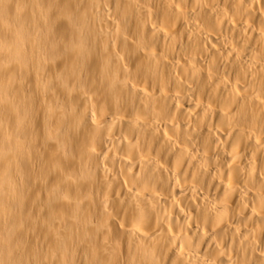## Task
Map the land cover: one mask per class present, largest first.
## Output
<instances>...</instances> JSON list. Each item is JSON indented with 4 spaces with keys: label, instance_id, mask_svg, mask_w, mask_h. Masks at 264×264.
Instances as JSON below:
<instances>
[{
    "label": "bare ground",
    "instance_id": "obj_1",
    "mask_svg": "<svg viewBox=\"0 0 264 264\" xmlns=\"http://www.w3.org/2000/svg\"><path fill=\"white\" fill-rule=\"evenodd\" d=\"M0 264H264V0H0Z\"/></svg>",
    "mask_w": 264,
    "mask_h": 264
}]
</instances>
